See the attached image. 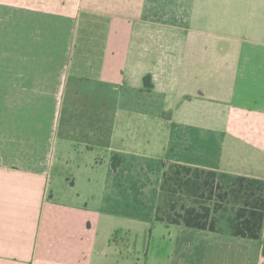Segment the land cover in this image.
Returning <instances> with one entry per match:
<instances>
[{"label":"crops","instance_id":"crops-1","mask_svg":"<svg viewBox=\"0 0 264 264\" xmlns=\"http://www.w3.org/2000/svg\"><path fill=\"white\" fill-rule=\"evenodd\" d=\"M172 164L264 181V0H0V264H264L154 220Z\"/></svg>","mask_w":264,"mask_h":264},{"label":"trees","instance_id":"trees-1","mask_svg":"<svg viewBox=\"0 0 264 264\" xmlns=\"http://www.w3.org/2000/svg\"><path fill=\"white\" fill-rule=\"evenodd\" d=\"M120 159L113 158V167ZM166 208L156 210V222L197 231L218 232L222 215L231 211L234 237L259 240L264 222V181L231 176L181 164L166 166L161 182ZM190 205H187L186 202Z\"/></svg>","mask_w":264,"mask_h":264},{"label":"rangeland","instance_id":"rangeland-1","mask_svg":"<svg viewBox=\"0 0 264 264\" xmlns=\"http://www.w3.org/2000/svg\"><path fill=\"white\" fill-rule=\"evenodd\" d=\"M187 205H190V203L187 201ZM160 206H163V208H166V203L164 201V198L160 201ZM222 219L220 221V226L225 229L230 228V223L227 218L231 216V211L229 210L228 213L222 215ZM148 219V218H145ZM155 220V218H154ZM127 240V237L125 234L122 235H115L114 234V245L115 242L118 243L119 241L125 242ZM169 246L166 243V245L159 251L158 249L154 248V245L152 244L151 247H148V243H144V241H141L140 239H136L134 241V244L129 246V264H166L168 261V258L171 256V252H169ZM160 252V253H158ZM158 258L159 261H158ZM92 264H101L102 263V257L97 255L96 257L92 258Z\"/></svg>","mask_w":264,"mask_h":264}]
</instances>
